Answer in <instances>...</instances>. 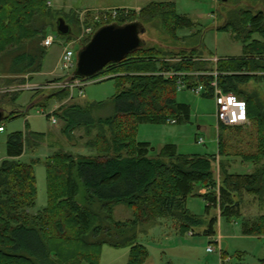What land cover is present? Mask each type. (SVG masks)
I'll list each match as a JSON object with an SVG mask.
<instances>
[{"label":"trees","instance_id":"1","mask_svg":"<svg viewBox=\"0 0 264 264\" xmlns=\"http://www.w3.org/2000/svg\"><path fill=\"white\" fill-rule=\"evenodd\" d=\"M49 1L0 0V70L7 60L6 72L17 76L12 83H25L26 75L32 81L41 71L47 52L41 43L49 34V27H57L60 17L72 32V23L82 32L83 23L77 12L71 11L65 17ZM95 15L96 11H87L84 20L86 25H94L95 32L114 22L123 25L139 21L145 26L160 18L163 30L173 39L186 38L178 34L185 28L194 30L191 36L200 39L179 53L145 45L94 76L115 80L114 115L94 118L92 109L103 103L64 104L54 112L67 122L62 131L70 138L78 127L87 128L89 139L85 145L96 155H75L60 149L46 159L48 204L43 209L33 212L37 199L34 162L24 163L19 158L45 134H10L7 157L0 164V264H102L105 245L129 247L126 264H146L149 251L139 235L161 218H173L183 234H194V226L207 225L204 233L208 236L216 235L219 217L242 218L244 235L264 236V214L246 218L242 212L246 194L254 196L260 205L264 203V99L259 91L245 88L253 80H264V11L234 8L217 30L231 32L243 44V55L217 62L202 58L203 32L196 31L197 22L177 11L175 1H153L139 11L131 9L128 15L101 23H94ZM71 35L66 37L70 40ZM91 38L83 40V45ZM163 70L188 73L184 77L186 83L189 87L205 84L206 97H214L211 81L217 79L225 92L235 93L247 102L249 124H220L218 154L184 155L176 144L168 143L152 156V144L137 139L139 125L165 123L168 118L183 122L191 116V106L177 99L176 78L161 75ZM198 72L207 74H194ZM21 94L0 93V107L14 106ZM70 95L69 89H62L52 93L51 98L63 100ZM248 136L251 141L247 149L234 150ZM233 155L253 163L254 171L231 172L229 158ZM218 158L219 179L214 169ZM81 183L86 188L84 204L77 201ZM201 188L207 192L201 193ZM194 195L204 198L206 212L218 209L220 215L205 221L192 214L187 202ZM122 204L132 210L131 218L116 219L115 208ZM221 256L223 260L229 257L223 251ZM261 262L264 264V259Z\"/></svg>","mask_w":264,"mask_h":264},{"label":"rangeland","instance_id":"2","mask_svg":"<svg viewBox=\"0 0 264 264\" xmlns=\"http://www.w3.org/2000/svg\"><path fill=\"white\" fill-rule=\"evenodd\" d=\"M176 3L177 11L180 14L189 16L198 23L196 31L202 30V58L217 62L218 59L237 58L243 55V44L233 37L231 32L217 30L222 25L227 16L235 7L251 8L254 12L264 11V0L250 1L242 0L223 1V0H173ZM51 7L60 12L65 17L71 11H82L83 9L96 4L94 0H50ZM148 1H140L141 6H147ZM111 4V3H110ZM73 8V9H71ZM139 11V10H137ZM80 19L85 13L79 14ZM69 19V18H68ZM72 37L61 35L57 27H49V34L55 37V42L47 48L43 59L41 71L34 75L31 81L30 75H26L25 83H12L17 77L9 75L6 72L7 60L3 63V69L0 70V93L22 92L14 106L6 104L5 119L1 124L4 130L0 131V164L7 157V141L10 134L15 132H40L45 136L33 147L26 149L25 153L19 158L24 163L34 162V169L37 179V199L36 207L33 212L43 209L48 204L47 194V167L46 159L49 155H54L58 150L64 149L73 154H83L95 156L93 149L87 148L85 143L89 139L87 128L78 127L72 137L62 130L66 128L67 122L55 116L54 112L64 104H93L103 103L92 109V115L95 119L107 118L115 114V104L113 98L117 93V86L114 79H102L99 82H91L83 87L84 95L80 94V89H74V94L68 98L60 100L58 97H52L51 94L62 89L43 90V89H24V85L30 82L32 85H40L50 81L63 78L65 70L60 66V58L65 46L70 45L76 51V59L79 50L83 46V40L78 41L80 30L77 24L72 23ZM147 33L146 45L148 47H160L167 51L179 53L182 49H190L199 41V36L193 38L191 34L194 30L180 29L178 34L186 38L180 40L173 39L163 30L161 19L145 23ZM83 30V29H82ZM256 37H259L256 35ZM43 45V41L41 43ZM44 46V45H43ZM45 47V46H44ZM180 58V57H179ZM218 58V59H217ZM173 59H178L173 58ZM64 77L63 79H65ZM245 88L252 91H259L264 99V80H253ZM67 89V88H66ZM74 95V96H73ZM177 99L180 102L188 103L191 106L190 119L175 124L170 122L151 123L145 122L139 125L137 139L140 141H149L155 148L151 155L155 156L159 149L168 143H175L178 152L184 155H212L218 154L219 150V124L217 121V103L214 97H206L202 94H196L190 89L180 90L177 93ZM14 113V116H10ZM53 115L50 117L48 114ZM53 117L57 121L53 122ZM251 125V124H250ZM248 125V126H250ZM93 132H96L95 130ZM235 132V131H231ZM230 132V133H231ZM237 132V131H236ZM232 134V133H231ZM201 138L204 142H200ZM249 136L239 147L247 149V143L250 142ZM236 145V144H235ZM219 158L214 163L215 175L219 179L221 172L219 169ZM231 164L230 171L239 174H248L254 171L255 165L250 162H243L240 156L233 155L229 158ZM204 188L200 192L203 193ZM86 188L81 183L80 194L77 201L80 204L85 203ZM264 202V201H263ZM206 201L199 195L188 198L187 207L192 214L202 217L209 221L212 217L220 215L218 209H212L210 213L206 212ZM242 212L246 218H253L264 214V203L259 202L252 195H247L242 200ZM115 217L124 220L132 217V210L126 205H118L115 208ZM241 219L235 218L228 220L219 217L216 225V235L208 236L204 233L207 225H196L193 227L195 233L189 235L180 232L177 222L173 218H161L156 223L150 225L146 232H141L139 237L149 251L148 264H220V251L223 249L233 263L242 262L245 264H262L264 259V236H248L242 233ZM221 237V238H220ZM186 239H193L194 243L190 248L191 261L184 259L183 246L172 249L176 245L183 244ZM221 239V240H220ZM216 241L221 242L217 244ZM176 244V245H175ZM210 244L216 247V250L208 252ZM166 252H164V251ZM130 258L129 247L116 248L105 245L101 254L102 264H126Z\"/></svg>","mask_w":264,"mask_h":264},{"label":"built area","instance_id":"3","mask_svg":"<svg viewBox=\"0 0 264 264\" xmlns=\"http://www.w3.org/2000/svg\"><path fill=\"white\" fill-rule=\"evenodd\" d=\"M49 5H51V2H48ZM131 11V8L123 7V8H110V9H102L96 11V15L94 18V23H101L103 21H108L110 18H117L120 15H128ZM84 17L81 18V21L83 23L82 26V34L78 37V41H82V39L87 38L89 36H93L95 33L94 25H86L84 23ZM55 37L51 34H48L46 38L43 40V45L45 47H50L54 44ZM214 60V59H213ZM218 61V60H217ZM60 66L63 68L66 72L63 75V78L65 79H59L55 81H50L44 84L40 85H32L30 82H28L26 85H24V89H43V90H56V89H71L72 94H74V89L79 88L80 94L84 95L83 93V87L91 82H99L102 79H107L110 76H101L102 79H97L98 77H75L71 79V77L74 74V71L76 69L77 65V59H76V51L70 47V45L65 46V49L63 51V54L60 58ZM161 75L165 76L166 78H176L177 80V88L178 90H185L190 89L196 94H205L208 92V89L205 84L200 83L196 86L189 87V85L186 83L185 76L188 75V73L183 72H172L163 70L160 72ZM194 74H207L206 72H198ZM215 76L218 75V72L213 73ZM211 86L213 87V93L214 98L216 99L217 103V121L218 124H222L225 126H243L249 124V118H248V106L247 102L240 98L235 93H227L225 92L218 84L217 79H214L211 81ZM74 96V95H73ZM50 117L53 115L48 114ZM54 116V115H53ZM56 117H53V122H56ZM167 122L170 123H177V119L175 118H168ZM4 130V126L0 124V131ZM200 142H204V139L201 138ZM203 193L207 192V189L204 188ZM209 252H212L216 250V247L213 244H210L207 248Z\"/></svg>","mask_w":264,"mask_h":264},{"label":"water","instance_id":"4","mask_svg":"<svg viewBox=\"0 0 264 264\" xmlns=\"http://www.w3.org/2000/svg\"><path fill=\"white\" fill-rule=\"evenodd\" d=\"M57 30L65 36L72 33L71 26L63 17L58 19ZM146 33V27L139 21L123 25L114 22L100 27L79 50L76 69L71 79L78 76L94 77L109 64L123 61L146 45ZM5 111L6 109L0 107V124L5 117Z\"/></svg>","mask_w":264,"mask_h":264},{"label":"crops","instance_id":"5","mask_svg":"<svg viewBox=\"0 0 264 264\" xmlns=\"http://www.w3.org/2000/svg\"><path fill=\"white\" fill-rule=\"evenodd\" d=\"M140 1L142 0H94V2L96 4H93V6H89L85 9H83L82 11H77L78 14H84L86 13L87 11H98V10H102V9H110V8H123V7H127V8H131V9H135V10H140L142 9L143 7L145 6H141L139 3ZM148 1L147 3H151L153 1H173V0H146ZM111 3V4H110ZM73 9V8H71ZM208 57L204 58V59H207ZM218 59V58H217ZM83 105V104H81ZM40 133V132H39ZM149 142V141H148ZM151 143V142H150ZM175 144V143H174ZM177 145V144H176ZM181 154V153H180ZM51 155H49L48 157H50ZM193 232H189V235H193L192 234ZM221 238V237H220ZM221 240V239H220ZM185 242L180 245H176L175 247H172V249H175V248H180L182 247L183 250H184V259L187 260V261H191V250L190 248L192 247L194 241L193 239H186L184 240ZM142 242V241H140ZM143 243V242H142ZM217 244H221V242H218L216 241ZM144 244V243H143ZM130 249V248H129ZM164 251V250H163ZM208 251V250H207ZM223 251V249H221L220 251V264H223L224 262H232V259L230 257H228L227 259L223 260L222 256H221V252ZM166 252V251H164ZM209 252V251H208ZM150 257H148V260H149ZM148 260L146 262V264H148ZM172 264V262L170 263Z\"/></svg>","mask_w":264,"mask_h":264}]
</instances>
